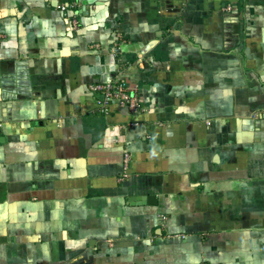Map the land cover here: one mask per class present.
I'll return each mask as SVG.
<instances>
[{
	"label": "crops",
	"instance_id": "obj_1",
	"mask_svg": "<svg viewBox=\"0 0 264 264\" xmlns=\"http://www.w3.org/2000/svg\"><path fill=\"white\" fill-rule=\"evenodd\" d=\"M203 262L264 264V0H0V264Z\"/></svg>",
	"mask_w": 264,
	"mask_h": 264
},
{
	"label": "built area",
	"instance_id": "obj_2",
	"mask_svg": "<svg viewBox=\"0 0 264 264\" xmlns=\"http://www.w3.org/2000/svg\"><path fill=\"white\" fill-rule=\"evenodd\" d=\"M78 6V2H64L58 5V8L63 12V14L70 19V25L72 30H78L81 25V18L78 12ZM115 47H113V51L117 50V48ZM89 87L91 91L96 95L99 111L104 114H110L112 111V106L114 104L126 107L132 112H139L145 108L141 103L139 97V86H133L129 84L127 80L120 77L119 75L111 76L105 81L91 82ZM131 156L132 155L130 154V152H126L124 154V170L123 174L120 177L121 181L126 180L130 176L129 168ZM163 218H165V216H163ZM179 235L180 234H178L177 236ZM201 264L208 263L203 262Z\"/></svg>",
	"mask_w": 264,
	"mask_h": 264
},
{
	"label": "water",
	"instance_id": "obj_3",
	"mask_svg": "<svg viewBox=\"0 0 264 264\" xmlns=\"http://www.w3.org/2000/svg\"><path fill=\"white\" fill-rule=\"evenodd\" d=\"M148 197H150V196H148ZM148 197H147V198H148ZM143 199H146V198L144 197ZM138 200H140V199L138 198Z\"/></svg>",
	"mask_w": 264,
	"mask_h": 264
}]
</instances>
